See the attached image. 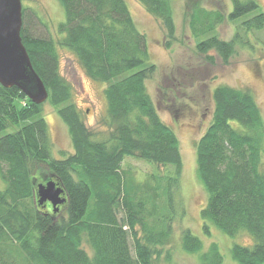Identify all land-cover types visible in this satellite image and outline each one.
I'll return each mask as SVG.
<instances>
[{"label": "trees", "instance_id": "16d2710c", "mask_svg": "<svg viewBox=\"0 0 264 264\" xmlns=\"http://www.w3.org/2000/svg\"><path fill=\"white\" fill-rule=\"evenodd\" d=\"M58 1L66 14L59 40L35 12L28 18L23 7L22 41L49 93L47 102L35 105L17 88L0 85V177L5 183L0 188V264H172L169 255L163 262L160 248L170 240L173 219L157 218V213L163 202L172 201V188L180 186L183 158L176 133L162 121L148 90L157 72L148 39L126 0ZM137 1L161 22L170 49L181 0ZM228 1L233 5L228 15L187 6L197 51L210 63L215 53L229 64L238 48L253 47V32L264 30V12L256 0ZM226 21L236 29L230 41L218 33ZM59 48L69 51L92 81L107 85L113 130L106 141H93L72 103L74 88L61 74ZM212 98L213 121L196 148L197 176L207 195L201 211L204 230L209 233L212 225L228 239L247 234L252 244L233 245V261L264 264V118L249 90L218 86ZM46 104L66 124L73 142L74 153L64 159L53 155L43 118ZM127 158L173 169L166 199L161 186L141 194L131 172L122 169ZM45 172L65 191V214L60 207L55 213L50 203L39 205L36 180ZM182 248L198 255L200 264L225 260L217 244L205 251L191 231L184 233Z\"/></svg>", "mask_w": 264, "mask_h": 264}, {"label": "rangeland", "instance_id": "374dc122", "mask_svg": "<svg viewBox=\"0 0 264 264\" xmlns=\"http://www.w3.org/2000/svg\"><path fill=\"white\" fill-rule=\"evenodd\" d=\"M27 8V17L32 14L47 25L54 40L64 37L58 31L61 23L66 21L65 10L58 0H21ZM264 12V0H256ZM131 14L148 39L151 62L157 67L155 77L147 82L149 93L157 106L162 121L177 135L183 158V171L180 186L172 188V201L167 206L163 202L157 218H172L170 240L163 250V262L167 255L172 264H200L198 255L185 252L182 239L186 231L200 238L207 251L212 244H217L225 257L223 264H237L231 257L233 245L252 244L247 234L235 238H226L214 226L209 233L204 230L205 221L201 211L206 205L207 195L197 176V143L206 133L213 121V90L218 86H230L249 90L259 105L264 118V30L250 35L252 48H238L229 64H224L215 53L214 63H210L196 48V43L189 30L187 6L198 4L209 9L219 10L225 15L233 9L228 0H181L176 5L175 22L177 35L174 45L166 49L169 42L167 33L160 21L152 17L137 0H126ZM36 18V17H35ZM40 25V33L48 35L46 28ZM30 22V21H29ZM233 23L226 21L218 30L222 40L230 41L235 35ZM61 74L73 86L72 103L76 106L81 120L92 136L93 141H106L112 132L108 119L107 101L104 90L107 85L92 81L77 63L75 57L67 50L59 48ZM43 118L49 127L53 155L64 159L74 153V146L66 124L60 119L56 110L46 104ZM11 131V130H10ZM123 170L131 172L133 184L141 194L146 189L155 191L161 186V194L166 199L168 177L172 168L156 167L144 161L127 158ZM262 171L264 173V158ZM48 172L37 176L36 186L52 181ZM5 183L0 177V188ZM152 197V195H151ZM150 197V198H151ZM163 198V199H164ZM152 210V206L150 207ZM62 214L65 209L61 207ZM119 219L123 213H119ZM138 233L142 235L141 229ZM131 248L132 240L130 239ZM132 254L134 250L132 248Z\"/></svg>", "mask_w": 264, "mask_h": 264}, {"label": "water", "instance_id": "95a60500", "mask_svg": "<svg viewBox=\"0 0 264 264\" xmlns=\"http://www.w3.org/2000/svg\"><path fill=\"white\" fill-rule=\"evenodd\" d=\"M23 5L21 0H0V85L17 88L35 105H43L49 93L33 68L23 44ZM39 205L50 203L59 211L67 204L64 189L54 181L37 186Z\"/></svg>", "mask_w": 264, "mask_h": 264}, {"label": "flooded vegetation", "instance_id": "af4514ba", "mask_svg": "<svg viewBox=\"0 0 264 264\" xmlns=\"http://www.w3.org/2000/svg\"><path fill=\"white\" fill-rule=\"evenodd\" d=\"M52 181H54V182H56V183H57V181L55 180V178H54V179H52ZM46 183H47V182H46ZM46 183H45V184H46ZM57 184H58V183H57ZM61 207H62V206H61ZM61 207H60V208H61Z\"/></svg>", "mask_w": 264, "mask_h": 264}]
</instances>
